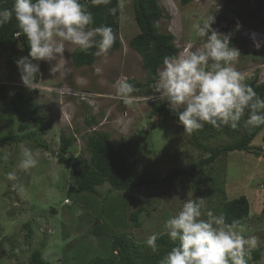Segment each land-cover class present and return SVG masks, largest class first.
Listing matches in <instances>:
<instances>
[{
	"label": "rangeland",
	"instance_id": "374dc122",
	"mask_svg": "<svg viewBox=\"0 0 264 264\" xmlns=\"http://www.w3.org/2000/svg\"><path fill=\"white\" fill-rule=\"evenodd\" d=\"M250 1L247 9L242 0H159L164 16L157 27L175 35L178 56L189 46L192 50L201 46L206 37L197 35L194 26L214 17L212 28L231 33V46L241 52L232 66L245 77L244 82L255 78L262 82L264 7L260 10L259 3L263 0ZM123 3L118 34L121 47L98 56L92 65L75 67L72 53L79 48L66 44L71 51L59 60L58 70L50 71L56 61H43L39 73L29 78L30 88L23 83L16 63L24 55L19 50L12 55L0 52V85L5 84L7 92V98L0 101V137H23L19 142H0V264H29L37 247H42L47 264H81L96 255L107 257L113 253L110 236L124 232L138 242L154 233L158 236L166 232L165 222L188 198H204L201 218L207 219L209 210L220 215L222 199L242 194L251 203L245 235L258 238L255 248L262 254L258 264H264V129L252 141L251 151L222 155L200 173L177 177L172 185L119 192L105 182L96 193L68 194L69 170L77 160L90 157L87 139L94 132H108L111 144L125 141L128 173L141 172L144 177L161 179L208 156L192 143L190 133L177 120L164 112L152 113L151 102L157 100L149 99L153 92L134 91L136 101L130 106L116 95L113 85L121 76L134 79L140 88L148 80L142 56L130 45L140 32L134 0ZM14 92H22L36 103L35 115L44 120V128L15 110ZM159 102L169 108L168 101ZM63 133L73 138L65 164L59 161ZM230 141L229 136L219 135L202 141L201 146L209 149ZM21 147L31 148L37 160L27 171L18 167ZM9 172H15L17 179L9 180ZM141 205L146 209L137 226L130 216ZM97 224L103 225L101 235L90 231Z\"/></svg>",
	"mask_w": 264,
	"mask_h": 264
},
{
	"label": "clouds",
	"instance_id": "9594fccd",
	"mask_svg": "<svg viewBox=\"0 0 264 264\" xmlns=\"http://www.w3.org/2000/svg\"><path fill=\"white\" fill-rule=\"evenodd\" d=\"M100 6L111 0H91ZM123 9V0L117 7L108 9L116 15ZM13 14L18 22L19 32L26 36L30 46L28 56L16 63L23 83L33 88L30 77L39 73L38 63L33 61H56L50 71L55 73L64 58L66 44H70L85 54L107 55L116 40L113 29L108 25L89 27L94 17L80 0H14L11 9L0 11V26L9 23ZM214 17L195 25L197 35L206 37L200 47L189 48L178 56H165L163 67L157 70L153 84V96L149 99L166 100L169 108L178 113L179 123L184 132L200 130L204 124L221 128L230 126L237 130L241 118L248 111L245 127L264 124V99L257 96L247 85L245 77L233 67L241 52L231 46V33L222 34L212 28ZM255 46H261L255 41ZM95 48V52H90ZM59 58V59H58ZM116 95L125 105H132L136 91L128 78L119 77L114 85ZM156 93L160 95L155 96ZM36 158L31 148L21 147L18 167L27 171L35 167ZM9 180H16L15 172L7 174ZM204 198L186 199L181 210L165 222L167 235L178 241L163 257L161 264H247L245 256L257 246L255 235L246 236L245 226L239 221L227 223L225 217L214 215L209 210L207 219L202 217ZM157 234L146 238V246L152 252L158 250Z\"/></svg>",
	"mask_w": 264,
	"mask_h": 264
},
{
	"label": "trees",
	"instance_id": "16d2710c",
	"mask_svg": "<svg viewBox=\"0 0 264 264\" xmlns=\"http://www.w3.org/2000/svg\"><path fill=\"white\" fill-rule=\"evenodd\" d=\"M182 3H188L190 0H181ZM80 3L85 5L87 9L92 12L94 23L89 27L94 28L101 25L110 26L115 35L116 40L110 50H115L121 47V41L118 34L121 30V9H117L116 15H110L109 8L117 7L118 0H111L107 6H94L91 0H80ZM243 5L249 9L251 8L250 0H242ZM14 0H0V11L4 9H11ZM264 0L259 3L260 10L264 7ZM135 18L140 27V32L136 34L130 41V45L142 56L143 67L148 72L147 85L139 87V83L134 79L128 80L133 84L136 93H141L143 90L153 92V84L156 82L157 70L163 65L165 56H177L179 50L174 44L175 35L172 33H162L157 27V22L164 16V10L159 4V0H134ZM247 14L255 16L253 12L248 11ZM264 23V20L261 21ZM19 32L18 22L13 18L9 23L0 26V52L7 55L14 54L19 50L24 56H28L30 46L26 36L22 33L17 36ZM93 48L90 52H95ZM98 56L92 54H85L77 50L72 53V61L75 67H84L92 65ZM43 61H33L42 66ZM245 83L253 88L257 96L264 99V81L247 80ZM137 87V88H136ZM7 98L6 85H0V101ZM160 100H153L152 113L164 112L179 122L178 113L173 112L170 108L162 106ZM14 108L17 112L26 113L31 120L38 122L41 128L45 127L44 120L36 117L37 111L36 103L22 92H14L13 99ZM26 110V111H23ZM260 114L264 115V111ZM248 118V111L241 118L240 126L237 130H233L230 126H222L221 128L213 127L210 124H204L200 130L190 133L192 143L198 148L208 153V156L193 162L190 167H179L174 169L168 175L160 178L144 177L141 172L135 174L128 173L126 143L119 139L110 142V134L108 132H94L88 136L87 148L90 151L89 158H81L74 162L69 170L70 187L68 194L73 196V192H91L96 193L98 186L107 182L111 189L119 192L127 191L132 188L143 186H159L161 184L172 185L177 177H189L196 173H200L205 167H209L222 155H226L232 151H251L252 141L264 129V124L257 127H245L244 122ZM157 127L156 124H153ZM25 128V124L20 125ZM219 135H227L232 141L214 148H204L201 142L204 140L217 137ZM23 139L22 136H2L1 141L19 142ZM60 155L59 161L62 164L66 162V154L69 152L73 142L72 137H67L64 133L60 140ZM259 155V154H258ZM219 214L225 217L227 223L231 224L233 221H239L241 224H247L251 219V203L248 197L244 194L232 198L222 199L220 202ZM145 206L141 205L137 210L131 213V219L135 221L137 226H140V215L145 210ZM264 213V202L263 209ZM104 214L101 216V218ZM102 223V222H100ZM91 233L101 235L104 233L103 225L97 224L91 230ZM111 237V248L113 252L111 255L104 257L96 255L83 261L81 264H161L163 257L175 246L178 241H172L167 232L158 235L157 246L158 250L154 253L145 242H138L130 238L126 233H115ZM43 246V244H42ZM261 250L254 248L249 254L245 256L247 264H258L261 260ZM29 264H47L42 256V247H37L31 254V261Z\"/></svg>",
	"mask_w": 264,
	"mask_h": 264
}]
</instances>
